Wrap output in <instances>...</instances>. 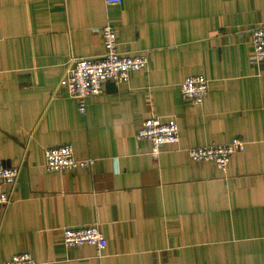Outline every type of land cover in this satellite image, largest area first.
<instances>
[{
    "label": "crops",
    "instance_id": "crops-1",
    "mask_svg": "<svg viewBox=\"0 0 264 264\" xmlns=\"http://www.w3.org/2000/svg\"><path fill=\"white\" fill-rule=\"evenodd\" d=\"M147 53L124 84L107 82L85 113L60 87L71 57ZM264 0H0V162L20 168L0 209V264H264V61L253 27ZM210 79L203 104L183 99L189 75ZM150 115L181 138L158 156L137 133ZM246 141L223 171L188 147ZM71 144L91 167L48 171L46 147ZM98 224L108 239L67 247L63 228Z\"/></svg>",
    "mask_w": 264,
    "mask_h": 264
},
{
    "label": "built area",
    "instance_id": "built-area-1",
    "mask_svg": "<svg viewBox=\"0 0 264 264\" xmlns=\"http://www.w3.org/2000/svg\"><path fill=\"white\" fill-rule=\"evenodd\" d=\"M108 4H122L123 0H106ZM104 52L93 57H71L66 65L60 87L77 99L81 113L86 111L87 98L104 91L107 82L124 84L130 80L131 72L148 66L147 53L127 54L120 51L116 28L105 25L102 30ZM253 56L264 61V24L253 27ZM183 99L194 104H203L210 91V79L203 74L189 75L180 84ZM137 139L147 140L151 144V153L158 156L162 148L169 144H178L181 138L180 125L176 118H164L150 115L137 133ZM246 141L235 137L227 143L188 147L187 152L195 162H212L225 171L234 154L245 150ZM94 159H80L71 144L46 147L44 165L48 171H73L78 167H91ZM20 174V168L9 167L0 162V209H7L13 203L14 189ZM63 241L67 247L92 245L103 251L108 239L98 224L65 227ZM4 264H39L30 252L15 255Z\"/></svg>",
    "mask_w": 264,
    "mask_h": 264
}]
</instances>
